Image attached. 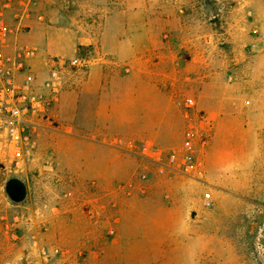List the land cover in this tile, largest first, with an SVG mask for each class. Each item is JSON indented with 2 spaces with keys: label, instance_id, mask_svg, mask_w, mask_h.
<instances>
[{
  "label": "rangeland",
  "instance_id": "1",
  "mask_svg": "<svg viewBox=\"0 0 264 264\" xmlns=\"http://www.w3.org/2000/svg\"><path fill=\"white\" fill-rule=\"evenodd\" d=\"M3 21L37 91L50 27L87 66L62 70L23 161L0 158V264H264V0H12Z\"/></svg>",
  "mask_w": 264,
  "mask_h": 264
},
{
  "label": "built area",
  "instance_id": "2",
  "mask_svg": "<svg viewBox=\"0 0 264 264\" xmlns=\"http://www.w3.org/2000/svg\"><path fill=\"white\" fill-rule=\"evenodd\" d=\"M12 0H0V46L3 45L9 30L3 21L4 11L9 9ZM35 54L28 48H14L9 54L0 52V128L4 130L7 140L0 141V158L9 159L19 165L23 161L26 149L33 148L34 142L30 139L28 131L38 126L34 119L38 116L46 117L48 107L58 100V94L63 88L62 70L66 66L86 68V61L82 57H75L62 61L54 57L46 63L47 78L43 81L44 92L35 89L33 75L27 65V59ZM19 75H23L21 80ZM184 105L192 108L193 101L187 99ZM146 142L144 148H149ZM156 165V173L164 174L166 171L177 172L172 164L176 161V154L171 152L164 155L157 149L150 150L148 157ZM182 163L184 169H191L189 157ZM204 205L209 206L212 198L206 196Z\"/></svg>",
  "mask_w": 264,
  "mask_h": 264
},
{
  "label": "crops",
  "instance_id": "3",
  "mask_svg": "<svg viewBox=\"0 0 264 264\" xmlns=\"http://www.w3.org/2000/svg\"><path fill=\"white\" fill-rule=\"evenodd\" d=\"M81 44L79 38L74 33L62 28H52L48 30V39L45 43L42 54L51 57L70 58L75 53V47ZM32 66L35 60L31 62ZM40 65V64H39ZM33 68V67H32ZM100 67H92L89 71V76L83 84L80 92L88 95H97L101 87V71Z\"/></svg>",
  "mask_w": 264,
  "mask_h": 264
}]
</instances>
